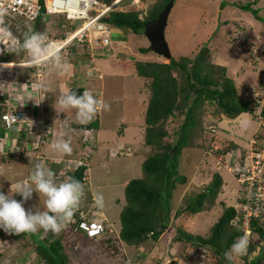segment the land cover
<instances>
[{
	"label": "rangeland",
	"instance_id": "1",
	"mask_svg": "<svg viewBox=\"0 0 264 264\" xmlns=\"http://www.w3.org/2000/svg\"><path fill=\"white\" fill-rule=\"evenodd\" d=\"M113 1L116 0H102V2L107 4ZM155 2L156 0H122L113 10L137 11L139 18L149 21L151 20L149 19V12ZM233 2L257 3L254 7L258 8V14L264 17V0H256V2L253 0H175L169 15L165 35L173 57L188 56L193 52L199 51L202 45L207 43L210 46L209 48L214 51H212L210 55L214 54L215 62L226 64L235 83L239 86L241 83L246 85L249 84V78L250 80H257L260 72L254 70L250 66H244V61L247 58L244 59V49L240 46V38L238 36H245V34L249 32L250 27L246 24L251 26L250 24H252V22H256V16L251 11L234 5ZM93 14V12H90V15ZM19 18L24 20L22 17ZM60 20L61 18L56 15H49L48 21L51 23ZM225 21H228L227 25H229V27L224 25ZM90 23L88 19V27L91 30L90 35L95 38L93 41L96 39L100 40L105 36L110 38V42L115 40L114 28L112 26L104 23L103 20H96L92 24ZM98 25L102 26L100 30V27L97 28ZM52 26L55 28L53 31L58 32L60 30L55 23H53ZM254 26L256 27V33H258L260 31L259 25ZM98 30L99 33H96ZM121 34L128 38H125L124 41H114V43L110 45L112 49H108L101 45L90 51L91 54L95 53L93 62L98 66L101 65L103 73V78L101 80L93 79L91 81V84L95 83L92 89H97V91L102 93L103 103L107 104L108 108H102L100 112V128L97 130V133L92 134V136H96L92 140L95 148L90 150L92 158L90 159V167L88 170V193L84 194L85 199L87 198L86 202L96 203L97 196L99 195L102 197V204L99 206L104 216L108 220L110 219L109 223L113 226L114 238H112L113 241L111 242L108 241L107 237L100 236L92 238L91 241H82L81 238H78L80 236L85 238L82 232L74 233L61 229L65 235L63 238L65 252L68 255L69 261L73 264H159L160 262H163L162 264H167L168 261L173 263V261L176 260L179 262L181 261L182 264H199V262L203 260L209 262L214 261L215 263L217 256L207 247H191V251L189 252L190 256L188 258H184V253L181 251L175 255L174 259L170 258L168 254L166 255L165 250H167V246L170 244L169 241L174 236L175 229L178 227L187 228L192 225H201L202 229L189 227V232L193 234H208L214 222L217 221L224 210L225 203H223V201L226 202L227 206H234L239 212L241 211L239 200L236 199V192L239 188H237L238 182L236 178H238V174L236 170L242 167L239 165L231 166L233 160L237 161L238 158L240 160L242 154H245V156L247 154V152L239 148H235L232 153H229L228 157L229 160H231L229 163L226 162V158L219 155L218 152H213V150L212 152L210 151V153L213 154L209 155L206 154V151H204L202 147L185 148L181 156L179 169L181 170L180 173L186 176L187 181L178 184L173 191L170 206V225L159 237V240L157 242L150 240L146 245L135 246L124 242L119 236L121 230L120 214L126 204L125 184L132 178L143 176L142 161L144 160V156L142 153H144L145 146L142 145V140L144 137L148 97L144 92L146 89L144 85L145 79L135 72L134 61L168 62L171 59L153 50H149L146 53L140 51L141 47H150V41L144 33H140L139 35L133 34L132 37L128 36L129 34H127L126 31ZM121 34L119 35L121 36ZM59 35L61 36V33H59ZM244 40L246 39L244 38ZM257 41L264 43V35L258 37ZM77 47H82V45L78 44ZM75 50L76 48H72V53H75ZM79 50H81V48H79ZM201 51L205 54H203V57L207 58L206 54L208 53V48L203 47ZM112 54L113 57L108 58ZM248 54L247 57L250 58V53L248 52ZM62 56H59L60 61L63 59ZM68 56V61L72 62L74 57H70L71 55ZM91 62V60L85 61L86 66ZM17 67L18 68L3 67L0 65V77L7 74H15V78H17L20 74L16 72V70H23L25 66ZM10 68L15 69V71H10ZM3 78L5 79L7 77L4 76ZM43 78L44 76L39 77L38 80L43 81ZM12 79L10 77L9 80L5 79L2 82L3 89L5 91L6 89H9V91L14 90L15 86L20 84L22 91H19V95L16 91H10L9 96L5 93L7 95L6 99L10 102L13 97L17 99L20 98L18 96L21 95L23 98L22 95H24L22 101L19 100L22 107L26 105V107H31L32 111V105H35V110L39 112L36 114L35 122L48 123L45 122L48 120L52 124L51 129L53 128V131L51 135L49 134L50 138L46 140L47 142H44L37 153L22 154L21 151L23 148H25L23 151L31 150L35 141H23V138L17 137L18 133H14L15 130L19 131V129L22 128V123L19 124V126H15V130H6V135L2 136L3 145L0 152V162L11 163L10 160H12L13 157L20 156V154L22 157L19 162H13L11 168L5 172L8 179L0 178V188L4 189L5 194L10 192L11 186L15 188L18 182H24L26 178H30V173L35 163L43 161L44 164H47L52 160L57 161L69 157L71 159V156L74 154L80 155L81 151H76L74 148L79 145L78 138L84 136L83 130L75 132L72 128L75 126V123H79L74 109L60 112L55 117H46V119L40 117V112L41 114L44 112L43 107H45L47 115H50L49 113L52 109H47V107L53 103H50L49 100L55 98L57 102L58 99L56 96L51 99L48 97L49 91L51 92L52 90L46 88V86H48L47 82L45 87L42 88L45 92L42 91L38 95L35 93H37L38 87H41L40 85H42V82L40 84L29 83L25 85L22 79L17 78V80H15L17 85H14L13 83H15V81L12 83ZM48 80L49 78L47 77L46 81ZM28 85L30 87H27ZM18 87L19 86H17V88ZM50 87L52 89L54 87L57 88L58 83L55 82V84H51ZM39 96L40 98L45 97L42 103L41 100L40 103L37 101V97ZM46 101H48L47 105H38H43ZM56 102V107H58ZM32 119L33 117L27 124L32 125ZM140 125L142 126L140 127ZM219 125L221 128H224L226 125L231 126L229 122H224L223 120L219 122ZM210 127L213 128V126ZM22 130L24 129L22 128ZM42 132L43 128L41 127V135ZM216 136L218 141L222 139L219 134ZM252 138L253 137H251V139ZM59 139H64L69 142L71 152H53L49 143L51 144L53 140ZM226 142L228 141L222 139L219 144L225 147ZM64 154L67 155L63 156ZM54 155L57 157H53ZM246 158L243 160L245 165L247 164ZM19 164L25 167H17ZM51 165H49V167ZM53 168H51V170L54 172L55 179H57L59 175L56 173H58L60 169L56 172ZM215 168L218 170L214 171ZM220 172L223 174L221 177L225 180L224 184L227 185L228 192L224 191L223 187L221 190H218L213 204L210 205L208 202H205L204 208L208 209H205V214L203 216L194 215L197 219L190 218L182 213L177 216V212L185 203L186 197L189 195L194 196L205 190L207 185L213 180L214 175L216 173L221 174ZM91 194L94 195V198L89 197ZM239 194L240 192L238 191V197ZM12 198L17 200L21 199L20 195L15 193H12ZM43 201L44 197L42 195L39 197L34 191L32 199L25 202L24 207L25 209L31 208L33 211L44 210ZM234 219L235 221L230 224L232 227L238 225V214ZM262 221L263 220H260L258 223L261 224ZM262 225L264 226V223ZM40 231L41 229H38L32 236L40 240L42 237ZM249 233L250 232H247L246 234L249 242L252 238H254L253 241H255L253 243L254 251L249 255V258H251L260 254L264 239L261 238L259 233L253 234V236ZM160 240L165 242V244L160 245ZM33 247L34 244L31 238L26 240L22 239L20 241L11 240L7 250L0 257V264H2L3 258H5V261L13 257L17 259L20 257H30V253L34 255L36 261L37 254L33 252ZM181 248L183 247L181 246ZM177 250H179V248H177ZM186 250H188V246L184 249V251ZM24 252L27 253V255H25Z\"/></svg>",
	"mask_w": 264,
	"mask_h": 264
},
{
	"label": "trees",
	"instance_id": "2",
	"mask_svg": "<svg viewBox=\"0 0 264 264\" xmlns=\"http://www.w3.org/2000/svg\"><path fill=\"white\" fill-rule=\"evenodd\" d=\"M168 1L156 0L149 12V19L155 18ZM253 1L256 2V0ZM233 4L251 11L256 18L264 23V17L260 16L258 14L259 9L254 7L257 3L233 2ZM44 11V9L41 11L36 21L21 20L19 16L6 13L9 28L22 38L24 33L29 30L42 32ZM105 14L101 18L103 22L112 26L114 31L119 34L125 33V31L127 34L135 33L139 35L144 33L145 20L138 18L137 11L111 10L108 14ZM241 46L246 53L244 59L247 58L244 61V66H250L262 73L264 70V43L252 44L247 40H243L241 41ZM203 47L208 48L207 58L203 57L204 52L201 51ZM209 47L207 43H204L199 51L193 52L188 56H172L168 62L134 61L135 72L145 79L144 85L146 89L144 92L148 97V105L142 140V145L145 146V150L143 149L144 153H142L144 156L142 161L143 176L132 178L125 184L126 204L120 214V238L129 245H146L150 240L157 242L170 225V206L173 191L178 184L187 181L186 176L180 173L181 170L179 169L181 156L185 148L198 146L202 147L206 154H213L210 153L213 150V152H218L222 157L229 158L228 155L233 152L232 145L234 143L230 142L225 147L219 144L221 140L218 141L216 135L222 131V128L218 123L222 120H229V123L237 124V117L243 112L250 113L259 124V129H264V108L262 110V122L257 112L260 110V105L255 101V96L252 95L253 92L262 89L264 74L257 80L258 83L256 85H252L248 81L249 84L241 83L238 86L231 76L227 65L215 62L214 54L210 55L213 50ZM149 50H151L150 47H141L140 49L144 53ZM248 52L250 53V58L247 57L249 55ZM26 69L32 70L31 67ZM18 72L20 75L17 78H23V72ZM44 72H47V69ZM4 76L7 77L5 78L6 80L10 77L11 79L16 77L15 74ZM3 77H0V129H3L0 132L5 130L2 115L10 112L9 109H11L10 102L6 99L7 95L5 93L7 89L6 91L3 89L2 82L5 80ZM71 91L80 94L84 91V88H74ZM91 92L98 98L99 95L96 96L95 91ZM246 92H248L247 95ZM46 104H48V101H46ZM39 105L44 106L42 104ZM101 111H97L91 121L87 123L79 121L72 127L75 132L83 130L84 134V136L78 138V147L74 148L76 151H81V154L71 156L75 162L86 153V150L95 148L92 140L96 136H92V134L97 133L100 128ZM37 113L39 112L36 111ZM34 119L36 120L35 117ZM34 123L31 129L28 128L30 129L28 133L41 129V123L37 121ZM35 126L36 128L38 127L37 130H35ZM210 126H213V128ZM223 130L228 131L226 128ZM38 134L41 135V132H37ZM49 134L51 135V133H47L43 129L39 138L41 145L47 142L46 137ZM1 135L2 133L0 137ZM254 137L264 143V136L261 132H258ZM242 150L247 152V156L249 149L245 148ZM34 151L38 152V149H34ZM243 156L240 160L239 158L237 161L233 160L232 166L239 165L244 167L243 160L246 156L245 154ZM89 157L92 158V154ZM66 161L53 160L50 167L48 163H45V165L50 169L54 166L53 169L57 172L64 166ZM88 170L89 166L86 165L75 166L73 170L68 172L67 178L74 177L80 181L83 188L87 189V182L83 184V181L88 174ZM55 180L59 183L64 178L59 176ZM236 180L240 190L243 185L238 181V178ZM223 184L224 180L221 174L216 173L205 190L194 196L189 195L186 197V201L177 212V216L181 213L196 219L197 217L194 215L203 216L206 209L204 208L205 202L210 205L213 204L217 191L222 189ZM0 191L4 192V189L0 188ZM237 200H239V197ZM223 203H225L224 210L217 221L214 222L208 234H193L189 232V227L202 229L201 225H198L199 227L192 225L187 228H176L175 234L169 241L170 244L167 246V250H165L166 255L168 254V257L174 259L175 255L181 251L184 253H182L184 258H188L191 247L197 246L200 248L203 246L211 249L217 257L215 263L211 260V262L203 260L199 264H229L224 254L238 237L244 235V232L240 225L237 227L230 225L237 215L238 209L234 206H227L224 201ZM79 213L80 211L76 214L78 218ZM76 226L77 222H74L72 228L76 229ZM251 228L254 234L259 233L261 238L264 239V227L258 225L255 219ZM3 233L5 232L0 230V235ZM40 233L42 234L40 240L34 238L32 236L33 233L10 234V238L12 241L31 238L34 244L32 249L37 254L36 264H73L69 261L65 252V244L63 243L65 235L62 231L53 233L51 231L45 232L41 229ZM107 238L111 242L114 235H110ZM253 240L254 238L251 239L248 245L247 253L242 257L236 258L231 264H264V244L258 256L249 258V255L254 251L253 243L255 241ZM164 244L165 242L160 240V245ZM187 246L188 250L184 251ZM162 263L160 262L159 264ZM167 264H182V262L178 260L175 263L168 261Z\"/></svg>",
	"mask_w": 264,
	"mask_h": 264
},
{
	"label": "built area",
	"instance_id": "3",
	"mask_svg": "<svg viewBox=\"0 0 264 264\" xmlns=\"http://www.w3.org/2000/svg\"><path fill=\"white\" fill-rule=\"evenodd\" d=\"M110 8L111 6H106L102 3V0H0V28H7L9 30L8 32H0V43L8 44L10 42L9 33L12 37L22 39V37L16 35L14 31L9 28V21L6 13L22 17L28 21H36L38 15L44 9L42 33L47 34L48 39L45 42L51 46L53 52L58 53L59 56L63 55L62 58H66L71 51V46L74 44H80L82 47L86 45L91 51V49L96 46L107 45L110 39L105 36L100 40L96 39L93 41L95 38L90 35L91 30L88 27V19L91 22L90 24H92L107 13ZM90 12L95 13L90 15ZM49 15H56L60 18L63 16L66 17L65 22H53L60 28L58 32L53 31L55 28L52 26L53 23L48 21ZM77 20L84 21L78 26ZM98 27H100L99 30L102 28L101 25H98L97 28ZM99 30L96 31V33H99ZM59 33H61V36ZM3 44H0V49L4 48ZM27 59L28 58L23 55V53L17 56L15 54L0 52V65L3 67L18 68L17 66H22L20 64H27ZM49 61L50 60L46 59L45 62L40 65H29L25 67L35 68V76L39 79V77L44 76V70ZM96 69L95 67L93 70L87 72L89 75H92ZM247 94L248 92H246V95ZM252 95L255 96V98H253L260 105V110L257 112L260 121L263 122L264 83L262 89L253 92ZM37 101L40 103L39 97H37ZM32 117L31 123L35 122L33 108L31 111V107H26V105L2 115L6 129H14L15 126H19V124L23 122H30ZM31 126L29 128H31ZM41 126L47 133L52 131L51 125L48 123L43 122ZM90 154V150H86V153L83 154L80 159L76 160V162L74 159H70L66 162L65 170L72 169L75 166H88L91 159L89 157ZM246 159L247 164L241 169L236 170L238 181L243 185L239 190V207L241 211L239 212L237 210L239 216L237 224L243 227L247 232H250L254 219H264V143H261L257 137H253L250 140V150ZM226 162L229 163L231 160L226 158ZM86 178L87 177H85V179ZM82 200L85 204L78 205L74 209L72 218L64 224L62 229L68 232L80 230L84 236L87 237H92L95 233H111L112 228L108 224V219L104 216L100 206L95 202H86L87 198H82ZM78 211H80V219L76 215ZM74 222H77L76 229L72 228ZM10 241L11 238L9 233L0 235V257L7 250ZM24 254L27 255L25 252ZM29 256L30 257H20L19 259L13 257L2 262V264H36L34 255L30 253Z\"/></svg>",
	"mask_w": 264,
	"mask_h": 264
},
{
	"label": "clouds",
	"instance_id": "4",
	"mask_svg": "<svg viewBox=\"0 0 264 264\" xmlns=\"http://www.w3.org/2000/svg\"><path fill=\"white\" fill-rule=\"evenodd\" d=\"M65 20L66 17L63 16L60 22H65ZM146 21L147 20H145V22ZM80 23L81 20H77L78 26H80ZM8 31L9 30L7 28H0V32ZM133 34H129L128 36L132 37ZM47 39L48 36L46 33L32 30L25 32L22 39L12 37L9 33L10 42L8 44L0 43L4 45V48L0 49V52L15 54L17 56L23 53V55H25L28 59L27 64L19 63L22 66H37L44 63L47 59L50 61L49 63H47L46 68L51 64V61L53 62L54 67L61 68L62 65L59 60V54L52 51L51 46L45 42ZM110 44L111 42L105 45V47L107 48ZM77 45L74 44V48H76V50L75 53H72V51H70V57L76 56L77 58L80 57L82 60L86 61L84 56L90 53V49L86 47V45H84L83 47H77ZM79 48H81V50H79ZM93 55H95V53ZM68 57L69 56L63 58L61 62H65V60L67 61ZM97 66L98 65L95 63L93 66L87 69V71H91L96 67L97 69L94 71V74L89 75L87 71L84 74L85 81L83 82V85L80 86L84 88V91L82 93L77 94L75 91H71L75 88V86H70L66 92H63L58 97L56 102L58 105V107L56 108L57 113L65 112L69 109H74L78 120L81 123H87L94 118L97 111H101L102 108H108V105L103 103L102 93L100 91H97V89L89 88L86 84L87 79L94 78L101 80L103 78L102 70L100 66H98L99 68ZM262 74H264V70L261 75ZM81 81H83L82 78ZM91 91H95V95H99L98 98L95 97ZM16 109L17 108H13V110ZM40 146H42L41 143L40 145L33 144L31 150H26L25 153H30L34 149H39ZM50 147L54 151L61 153L71 152L69 142L64 139L53 140ZM248 149L250 150V140ZM59 160H67L66 162H68L70 158H62ZM66 162L57 173L61 178H64V180L59 183L55 180L54 172L50 168L46 167L43 161H40L34 164L30 173V178H26L24 182H18L15 185V188L11 186L10 192L8 194L0 191V230H3L5 233L15 235H19L21 233H34L38 229H43L45 232L51 231L53 233H59L61 231L64 224L72 218L74 209L80 204H85L82 198L85 199L84 194L88 193V189H86L85 187L83 188V185L80 183V181L76 180L74 177L67 178L68 172L72 169L65 170ZM88 166L90 167V163ZM86 177V179L84 178L83 184H86L88 180V174L86 175ZM34 191L39 195V197L41 195L44 197V210L33 211L31 208L25 209L24 203L32 199ZM12 193L20 195L21 199L17 200L12 198ZM89 197L94 198V195L91 194L89 195ZM96 204L98 206L102 204V197H100L99 195L97 196ZM258 219H256L255 222H257L258 225H262L264 219H260L263 220L261 224L258 223L260 221ZM109 220L108 224L112 228L113 226L109 223ZM234 221L235 219H233L231 223H233ZM241 228L243 229L244 235L238 237L224 254L229 264H231V262H233L236 258L242 257L247 253L248 245L250 242L246 235L247 231L243 227ZM78 232L81 231L78 230L74 233ZM109 234H114L113 229L111 233H95L94 236H85V238L89 239L96 236L109 237ZM249 234L253 236L254 232L252 228L250 229Z\"/></svg>",
	"mask_w": 264,
	"mask_h": 264
},
{
	"label": "crops",
	"instance_id": "5",
	"mask_svg": "<svg viewBox=\"0 0 264 264\" xmlns=\"http://www.w3.org/2000/svg\"><path fill=\"white\" fill-rule=\"evenodd\" d=\"M255 21L256 22H252V24H250L251 26H249L248 24H246L248 27H250V30H249L248 33L245 34V36L238 35L239 38H240V46H241V40L243 41L244 38L247 41H249L250 43L255 44V43H258L257 38L264 35V23H262L258 18H256ZM227 22L228 21H225L224 22V25L226 27H229V25H227ZM254 25H259L260 31L258 33H256V27ZM114 37H115V40H113L110 45H112V43H114V41H116V40H119V41L120 40H123L124 41L125 38L126 39L128 38V37H125L123 34H121V36H120L116 31H114ZM235 42H236V39H235ZM110 45L107 47L108 49H112L110 47ZM72 48H74V45L72 46ZM112 57H113V54L111 56H109L108 58H112ZM244 57H246L245 51H244ZM60 63L62 65V67L61 68H56V67L53 66V62L51 61V64L48 66V70L46 72V77H45V79L43 81H41L42 82L41 83L42 85H40L41 87H38V91L35 94H38L39 95V92L41 93L43 91L42 88L45 87L46 82L48 83V86H46V88H50L52 90L51 92L49 91L50 94L48 93V97H50V99L52 97H55V96L56 97H59L63 92H66L69 89L70 86H75V88H80V86L83 85V82L85 81L84 74L86 73V67H87L84 60H82L79 57L77 59L75 58L72 62H68V60L67 61L65 60V62H61L60 61ZM132 64H133V61H132ZM100 68L102 70L101 65H100ZM10 71H15V69L14 70H10ZM19 71H22L23 72V74H24L23 76L24 77L23 78H18V79H22L24 81V84L25 85H27L29 83L36 84L37 76H35V74H36L35 68H32V70L25 68V69L19 70ZM256 71L260 72V75H258V79L261 78V71H259L257 69H256ZM16 72H18V70H16ZM47 77L49 78L48 81H46V78ZM81 78H82L83 81H81ZM93 79H87V81H86V84H87V86L89 88H93L94 85H95V83L91 84V81ZM15 80H17V78H14V80H12L11 82L13 83ZM254 80H255V82H254ZM254 80H249L251 82L250 84L256 85V83H258V81L256 79H254ZM55 82L58 83V87L57 88L54 87L52 89L50 87V85L51 84L54 85ZM13 84L14 85H17L16 84V81ZM14 85H12V86H14ZM17 86H19V87L17 88ZM17 86H15L14 90H10V91H16L18 93V95H19V93H20L19 91H22L21 90L22 88L20 87V84L17 85ZM10 91H9V89L6 91V93L8 94V96L10 95V93H9ZM43 92H45V91H43ZM22 96L24 98V95H22ZM18 97H20V98H17L16 99V97H13L11 99V101H10L11 109H9V110H13V108H18V107L22 106V104H20L21 103L20 101H22L23 98L21 97V95L18 96ZM26 98H27V96H26ZM39 98H40V96H39ZM44 99H45V97H41L40 98L41 103L44 101ZM18 102H19V104H18ZM55 102H56L55 101V98L52 99V100H50V103H53V104H50L47 107V109L48 108L52 109L51 112L49 113L50 115H47L46 109H45V107H43L44 112L42 114L40 112V115H41L40 117H43L44 119H46V117L49 118V117H55V116H57L58 113H57V110H56L57 107H56ZM43 105L44 106L47 105L46 102H44ZM52 111H53V113H52ZM33 116L36 117L35 105L33 106ZM224 122H229V120H225ZM237 122H238L237 124H231L230 123L231 126H227L226 125L224 128H222V131H220V133H219V135H220V137L222 139L228 141V142H226V145H228L230 142H233L234 143V145H232V149L233 150L235 148H239L240 150L245 149V148H248L249 147V140L251 139V137L255 136L258 132H261L262 135L264 136V129H261V130L259 129V124L257 123L256 120H254V118L252 117V115L250 113H247V112L241 113L237 117ZM27 123H29V121H26V122H23L22 123L23 124L22 128L24 130H22V128H21V129H19V131L16 130L14 133L15 134L18 133L17 137L23 138V141L26 140L28 142H30V141L32 142V140H33V141H35V144L40 145L39 138H40L41 135H39V134L37 135V132L40 133L41 132V129L37 130L38 127L36 128V126H35V130H37V131L36 132H33V133H28L30 131V129L32 128V126L35 123L33 122L32 123V126H31V124H27ZM48 123H50V122L48 121ZM133 124H135V123H133ZM50 125L52 127V124L51 123H50ZM30 126H31V128L28 129ZM141 126L142 125H140V127ZM225 128L228 129V131H224L223 129H225ZM1 131H3V129ZM52 131H53V128H52ZM6 132H7L6 129L4 130V132H0V134L2 133V135L0 137V152H1V149H2V145H3L2 144V136H5L6 135ZM49 138L50 137L47 136L46 137V140H48ZM15 139H16V137H15ZM50 145L51 144L49 143V146ZM53 152H54V150H53ZM34 153H37V152H35L33 150L32 153L30 152V153H22V154H34ZM56 155H58V154H56ZM56 155H54L53 157H57ZM65 155H67V154H64L63 156H65ZM37 156H39V155H37ZM69 156H70V154H69ZM21 157H22L21 154H20V156L13 157V159L10 160L11 163H1L0 162V172H2V173H0V178H5V179L7 178L8 179V177L5 174V172L8 171L9 168H11V165L13 164V162H15V163L16 162H19V160H20ZM51 163H52V161H49L48 162L49 165H51ZM17 167H25V166L19 164V166H17ZM216 170H218V169L215 168L214 171H216ZM220 173L223 176L222 172H220ZM225 173H226V171H225ZM2 184L4 185L3 182H2ZM223 185H224L223 186L224 191L228 192L227 185H225V184H223ZM9 186H11V185H9ZM238 186L239 185L237 183V188H238ZM238 190H239V188H238ZM237 192H236V199L238 197ZM78 238H81L82 241H91L92 240V238L86 239V238H84L82 236H80ZM4 259L5 258H3V262H4Z\"/></svg>",
	"mask_w": 264,
	"mask_h": 264
},
{
	"label": "water",
	"instance_id": "6",
	"mask_svg": "<svg viewBox=\"0 0 264 264\" xmlns=\"http://www.w3.org/2000/svg\"><path fill=\"white\" fill-rule=\"evenodd\" d=\"M174 2L175 0H169L155 18L144 24L145 35L150 41V49L169 59L172 57V53L165 31Z\"/></svg>",
	"mask_w": 264,
	"mask_h": 264
},
{
	"label": "bare ground",
	"instance_id": "7",
	"mask_svg": "<svg viewBox=\"0 0 264 264\" xmlns=\"http://www.w3.org/2000/svg\"><path fill=\"white\" fill-rule=\"evenodd\" d=\"M122 0H116V1H113L112 3H105V2H102V3H104L106 6H111V8L107 11V13L109 12V11H111V10H113V8L117 5V4H119V2H121ZM95 13V12H94ZM102 17H100L98 20H102L101 19ZM83 21L84 20H81V23H80V25L83 23ZM73 46V45H72ZM72 46H71V48H72ZM70 48V49H71ZM85 59H86V61H88V60H91L92 62L86 67V71H87V69H89L91 66H93L95 63L93 62V59H94V55L93 54H91V53H89V54H87L86 56H85ZM47 70H48V67L46 68ZM45 74H44V78L43 79H45V77H46V72H44ZM40 84L41 83V81L40 80H38L37 79V81H36V84ZM27 87H30L29 85L27 86ZM40 93V92H39ZM34 106V105H33ZM254 137V136H253ZM71 160H73L72 158H71ZM232 166V165H231ZM72 170H73V168H72Z\"/></svg>",
	"mask_w": 264,
	"mask_h": 264
}]
</instances>
